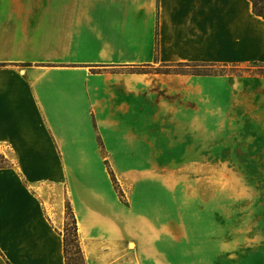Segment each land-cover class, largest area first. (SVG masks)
Returning a JSON list of instances; mask_svg holds the SVG:
<instances>
[{
    "label": "crops",
    "instance_id": "crops-1",
    "mask_svg": "<svg viewBox=\"0 0 264 264\" xmlns=\"http://www.w3.org/2000/svg\"><path fill=\"white\" fill-rule=\"evenodd\" d=\"M191 66L264 68L250 0H0V264H65L66 203L82 264H264V76Z\"/></svg>",
    "mask_w": 264,
    "mask_h": 264
},
{
    "label": "rangeland",
    "instance_id": "rangeland-1",
    "mask_svg": "<svg viewBox=\"0 0 264 264\" xmlns=\"http://www.w3.org/2000/svg\"><path fill=\"white\" fill-rule=\"evenodd\" d=\"M156 71L159 72H164V73H170V72H175V73H182V72H189V73H195V74H202V73H206V74H226L229 71H231L230 73H234V74H242V72L246 73V72H251V74H257L260 76H264V68L262 66H254V67H248V68H244V69H240V70H227V69H223V68H219V67H202V66H191L189 68H183V67H174L172 69H160L158 67H155ZM234 154V153H233ZM193 154L191 152H178V156H174L176 159H178L180 162L179 165H164L163 167H157V168H153V170L156 171V173H162L164 175H180L181 177H184L185 180L187 179L188 175H202L203 174V167H191L189 166V163L191 162V158H192ZM233 156V155H232ZM195 157L198 158H203V152H196L195 153ZM164 158H165V162H168V160L171 159L170 155L168 156L167 152H164ZM109 169V168H108ZM149 171L152 168H148ZM230 169V168H229ZM235 170H238V173H242L243 175H256V176H264V167H249V166H243V167H235L233 168ZM114 177V176H113ZM114 180L116 182V187L118 190V193H120L122 196L121 198H123V192L121 191V189L119 188L118 182L116 181L115 177ZM181 188L183 189V187H186V182L184 183H180ZM259 185H260V190H258L259 196H260V203L261 205L263 204L264 206V179L263 180H259ZM65 214V213H64ZM65 223V221H64ZM67 225V232H66V240H67V256L69 258V262L71 264H82V258L81 255L79 253H77L76 250V239H75V233L73 231L72 228V221L71 218L69 216H67V220H66ZM175 237L178 238L179 241L184 242V240L186 239L183 236H180L179 232L174 231L173 234L170 237ZM178 264H187L186 262H181Z\"/></svg>",
    "mask_w": 264,
    "mask_h": 264
},
{
    "label": "trees",
    "instance_id": "trees-1",
    "mask_svg": "<svg viewBox=\"0 0 264 264\" xmlns=\"http://www.w3.org/2000/svg\"><path fill=\"white\" fill-rule=\"evenodd\" d=\"M250 2L252 5L253 13L264 19V0H250ZM7 166H9L7 159L0 153V168H4ZM109 174H110L111 180L113 181L115 189L117 190V187H116L117 185H116V182L114 180V177H113V174L111 173V171H109ZM117 192H118V190H117ZM118 194L120 197L122 196L120 193H118ZM67 216H69L71 218L72 228H73V231L75 233V239H76V245H75L76 250H77V253H79L81 255V250H80V247L78 244L77 228H76V224H75V219H74V216L71 212L69 204L66 203L65 204V223H64V227H63V252H64L65 264H71L69 262V258L67 256V240H66V232H67V225H68L66 223ZM81 258H82V256H81ZM82 262H83V259H82Z\"/></svg>",
    "mask_w": 264,
    "mask_h": 264
}]
</instances>
